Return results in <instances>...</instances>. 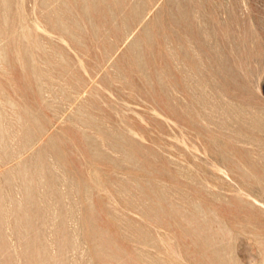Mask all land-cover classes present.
Here are the masks:
<instances>
[{
    "label": "rangeland",
    "instance_id": "374dc122",
    "mask_svg": "<svg viewBox=\"0 0 264 264\" xmlns=\"http://www.w3.org/2000/svg\"><path fill=\"white\" fill-rule=\"evenodd\" d=\"M0 264H264V0H0Z\"/></svg>",
    "mask_w": 264,
    "mask_h": 264
}]
</instances>
